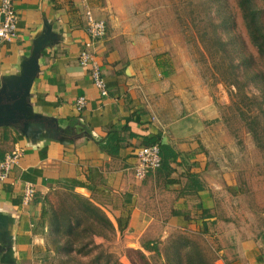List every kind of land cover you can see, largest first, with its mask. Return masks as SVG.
<instances>
[{
  "label": "crops",
  "instance_id": "obj_1",
  "mask_svg": "<svg viewBox=\"0 0 264 264\" xmlns=\"http://www.w3.org/2000/svg\"><path fill=\"white\" fill-rule=\"evenodd\" d=\"M13 2L19 36L0 41V86L5 76L19 73L33 40L50 25L55 39L40 57L30 103L34 113L55 117L71 140H33L14 127H0V161L15 146L22 149L0 181V245L5 248L0 264H49L41 214L43 199L56 187L72 186L90 197L132 236L163 239L178 228L200 230L205 222L219 223L211 213L216 204L202 146L218 107L209 83L173 51L161 48L159 35L146 28L145 12L152 9L138 0ZM89 10L107 23V35L89 46L101 64L107 95L94 84L90 67L78 61L90 40ZM80 97H86L81 109ZM115 127L123 141L113 155L98 140ZM159 132L179 153L171 162L173 171L160 167L137 179L136 153L143 137ZM29 182L36 194L27 202ZM242 250L251 264H264L253 240H245Z\"/></svg>",
  "mask_w": 264,
  "mask_h": 264
},
{
  "label": "rangeland",
  "instance_id": "obj_2",
  "mask_svg": "<svg viewBox=\"0 0 264 264\" xmlns=\"http://www.w3.org/2000/svg\"><path fill=\"white\" fill-rule=\"evenodd\" d=\"M138 1L152 9L149 15L142 12L149 23L146 28L159 35L161 48L173 51L181 64L209 83L218 107L214 128L202 146L216 204L211 213L220 222H209L200 230L178 228L163 239L156 234L132 236L90 197L72 186L56 187L43 199L41 214L47 262L251 264L242 250L248 239L262 259L264 54L251 39L239 0ZM253 4L262 9L264 30V0ZM155 171L142 179L135 176L144 180ZM88 200L113 226L95 216Z\"/></svg>",
  "mask_w": 264,
  "mask_h": 264
},
{
  "label": "water",
  "instance_id": "obj_3",
  "mask_svg": "<svg viewBox=\"0 0 264 264\" xmlns=\"http://www.w3.org/2000/svg\"><path fill=\"white\" fill-rule=\"evenodd\" d=\"M54 39L52 28L47 24L44 32L33 40L31 51L23 58L19 73L2 79L0 127H14L33 140L45 137L66 143L71 139L59 121L52 116L34 113L30 103L31 87L40 70V57ZM4 249L0 245V253Z\"/></svg>",
  "mask_w": 264,
  "mask_h": 264
},
{
  "label": "built area",
  "instance_id": "obj_4",
  "mask_svg": "<svg viewBox=\"0 0 264 264\" xmlns=\"http://www.w3.org/2000/svg\"><path fill=\"white\" fill-rule=\"evenodd\" d=\"M18 14L14 8L13 0H1L0 3V41H11L19 36ZM87 31L90 40L81 50L78 61L83 65H88L91 70V77L94 84L100 89L103 95L108 94V86L103 76L101 64L96 59L93 51L89 48L95 41L107 35V23L102 18H97L89 10L87 11ZM86 104V97L77 100V107L81 109ZM22 149L18 146L6 154L0 161V181L9 176L14 165L18 162ZM137 163L135 165V175L144 178L146 175L156 170L162 163V156L158 144L143 145L137 150ZM36 194L33 183H27L25 187V200L32 201Z\"/></svg>",
  "mask_w": 264,
  "mask_h": 264
},
{
  "label": "trees",
  "instance_id": "obj_5",
  "mask_svg": "<svg viewBox=\"0 0 264 264\" xmlns=\"http://www.w3.org/2000/svg\"><path fill=\"white\" fill-rule=\"evenodd\" d=\"M239 4L241 5L245 23L249 30L251 39L254 42V44L257 46L258 51L264 54V30L261 24L262 9L256 7L253 4V0H239ZM122 129L126 130L128 129V127L125 125ZM131 135L133 134L131 133ZM122 141L123 138L120 137L119 130L116 127L111 128V130L109 131L108 135L105 138L98 140L101 148H103L108 153L113 155L118 153ZM150 144H158L160 147L162 163L158 168L161 167L165 169L168 173H171L173 171L171 162L175 161L178 158L179 153L175 150V148L172 145L164 142L163 134L160 132L150 136L143 137V145H150ZM88 201L90 207L95 212V216L98 217L102 223L113 226L112 221H110V219L105 214L102 215L101 211H97L98 208L91 205L90 200ZM204 224H206V222ZM145 248L149 249V244L145 245ZM154 248L157 247L155 246Z\"/></svg>",
  "mask_w": 264,
  "mask_h": 264
}]
</instances>
